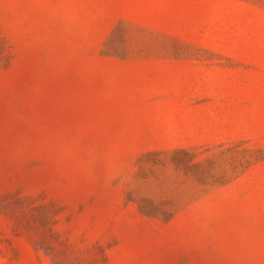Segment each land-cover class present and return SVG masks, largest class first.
<instances>
[{
	"label": "rangeland",
	"instance_id": "1",
	"mask_svg": "<svg viewBox=\"0 0 264 264\" xmlns=\"http://www.w3.org/2000/svg\"><path fill=\"white\" fill-rule=\"evenodd\" d=\"M0 264H264V0H0Z\"/></svg>",
	"mask_w": 264,
	"mask_h": 264
}]
</instances>
